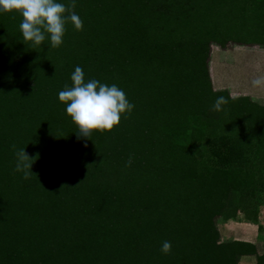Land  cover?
Here are the masks:
<instances>
[{"label": "trees", "instance_id": "obj_1", "mask_svg": "<svg viewBox=\"0 0 264 264\" xmlns=\"http://www.w3.org/2000/svg\"><path fill=\"white\" fill-rule=\"evenodd\" d=\"M75 3L83 29L68 23L55 49L25 43L21 15L0 12V264H264L216 225L259 228L264 105L213 89L205 64L210 42L246 44L237 27L264 35V0ZM77 66L134 105L111 131L78 137L59 101Z\"/></svg>", "mask_w": 264, "mask_h": 264}, {"label": "clouds", "instance_id": "obj_2", "mask_svg": "<svg viewBox=\"0 0 264 264\" xmlns=\"http://www.w3.org/2000/svg\"><path fill=\"white\" fill-rule=\"evenodd\" d=\"M75 8V0H69L67 5L58 0H0V12H18L21 15L19 30L24 42H31L34 48L41 46L46 38L49 39L51 48L60 47L68 23H71L75 30H82L83 21L74 12ZM70 79L71 86L65 85L58 93V99L66 105L65 112L76 126L78 137L88 138L94 130L101 133L111 131L120 123L121 115L130 114L134 108L125 92L117 85L103 84L96 79L85 82L80 66L75 68ZM252 85L264 87V75L253 79ZM228 102L227 98L219 96L212 110L221 111L222 106ZM12 147L15 149V145ZM16 157L14 171L23 172V178L29 179L33 164L30 161L33 158H30L24 149L17 151ZM130 165L131 158L125 166ZM160 250L165 255L169 254L171 243L164 241Z\"/></svg>", "mask_w": 264, "mask_h": 264}, {"label": "rangeland", "instance_id": "obj_3", "mask_svg": "<svg viewBox=\"0 0 264 264\" xmlns=\"http://www.w3.org/2000/svg\"><path fill=\"white\" fill-rule=\"evenodd\" d=\"M109 16H115L112 11ZM237 39L246 44L226 41L224 46L214 42L208 45L205 64L213 89H224L231 97L247 96L250 101L264 105V87H253L252 80L264 75V35L248 34L245 29L235 28ZM260 33L264 30L258 29ZM253 35V37L251 36ZM252 37L253 39H248ZM132 104V103H131ZM237 212L236 216H239ZM241 216V215H240ZM257 239L255 246L258 254L264 253V207L257 213ZM233 219L216 218L221 241H230L237 233L233 232ZM244 221V220H242ZM237 222V221H236ZM237 264H255L253 255H242Z\"/></svg>", "mask_w": 264, "mask_h": 264}, {"label": "crops", "instance_id": "obj_4", "mask_svg": "<svg viewBox=\"0 0 264 264\" xmlns=\"http://www.w3.org/2000/svg\"><path fill=\"white\" fill-rule=\"evenodd\" d=\"M234 233L238 234V237H234V240H243L250 243H255L257 239V225L249 221H235L232 225Z\"/></svg>", "mask_w": 264, "mask_h": 264}]
</instances>
